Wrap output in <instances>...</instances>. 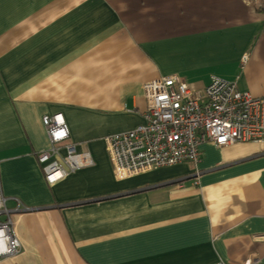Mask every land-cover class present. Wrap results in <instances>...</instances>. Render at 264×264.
<instances>
[{"label":"crops","instance_id":"crops-1","mask_svg":"<svg viewBox=\"0 0 264 264\" xmlns=\"http://www.w3.org/2000/svg\"><path fill=\"white\" fill-rule=\"evenodd\" d=\"M262 1L0 0V185L21 242L0 264H264V142L205 141L198 162L128 178L97 146L53 184L38 157L44 115L81 152L145 123L161 75L263 97Z\"/></svg>","mask_w":264,"mask_h":264},{"label":"built area","instance_id":"built-area-1","mask_svg":"<svg viewBox=\"0 0 264 264\" xmlns=\"http://www.w3.org/2000/svg\"><path fill=\"white\" fill-rule=\"evenodd\" d=\"M260 8L264 9V1ZM143 89L145 123L105 136L103 142H87L81 152L77 144L67 142L70 131L63 114L44 115L52 145L38 157L47 180L53 184L93 164V148L97 146L105 148L115 174L128 178L182 161L198 162L199 147L205 141L219 147L264 142V96L240 90L236 79L213 75L207 87L196 90L180 75L169 74L145 82ZM63 146L66 151L62 155ZM7 201L0 185V261L21 251ZM212 264L227 263L219 260Z\"/></svg>","mask_w":264,"mask_h":264},{"label":"rangeland","instance_id":"rangeland-1","mask_svg":"<svg viewBox=\"0 0 264 264\" xmlns=\"http://www.w3.org/2000/svg\"><path fill=\"white\" fill-rule=\"evenodd\" d=\"M44 117V116H43ZM42 120H43V118H42ZM44 123V122H43ZM46 127V126H45ZM46 130H47V128H46ZM48 133V132H47ZM49 136V135H48ZM50 138V137H49ZM50 142H51V140H50ZM52 145V144H51ZM105 199V198H104Z\"/></svg>","mask_w":264,"mask_h":264},{"label":"bare ground","instance_id":"bare-ground-1","mask_svg":"<svg viewBox=\"0 0 264 264\" xmlns=\"http://www.w3.org/2000/svg\"><path fill=\"white\" fill-rule=\"evenodd\" d=\"M97 201V200H96Z\"/></svg>","mask_w":264,"mask_h":264}]
</instances>
